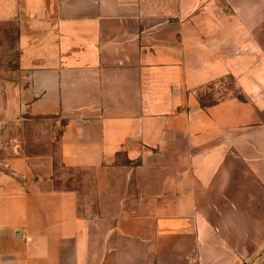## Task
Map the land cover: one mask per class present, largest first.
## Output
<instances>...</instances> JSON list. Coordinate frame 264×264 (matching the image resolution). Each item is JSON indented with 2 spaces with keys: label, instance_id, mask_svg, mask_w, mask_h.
Here are the masks:
<instances>
[{
  "label": "crops",
  "instance_id": "1",
  "mask_svg": "<svg viewBox=\"0 0 264 264\" xmlns=\"http://www.w3.org/2000/svg\"><path fill=\"white\" fill-rule=\"evenodd\" d=\"M0 28V264H264V0H0Z\"/></svg>",
  "mask_w": 264,
  "mask_h": 264
},
{
  "label": "rangeland",
  "instance_id": "2",
  "mask_svg": "<svg viewBox=\"0 0 264 264\" xmlns=\"http://www.w3.org/2000/svg\"><path fill=\"white\" fill-rule=\"evenodd\" d=\"M2 37L8 38V41H5ZM16 47L12 33H9L6 28H0V63L6 64L9 61L10 65H16ZM1 66V65H0ZM241 89L237 88L235 84V80L228 78L224 79L218 87L214 85H209L208 89L202 92L200 96V101L202 100L204 103H213L218 100L225 98L231 94L239 95ZM38 129V128H36ZM21 131V130H20ZM2 159V158H1ZM56 164L58 169V175L63 178H69L66 182L61 180L57 181L56 185L61 187H70L72 184L70 182V178H78L84 177L85 173L67 169L61 166L59 158H56Z\"/></svg>",
  "mask_w": 264,
  "mask_h": 264
},
{
  "label": "trees",
  "instance_id": "3",
  "mask_svg": "<svg viewBox=\"0 0 264 264\" xmlns=\"http://www.w3.org/2000/svg\"><path fill=\"white\" fill-rule=\"evenodd\" d=\"M200 102H201L202 106H209V105H212V104L216 103V102H213V103L208 104V103H204L202 100Z\"/></svg>",
  "mask_w": 264,
  "mask_h": 264
}]
</instances>
